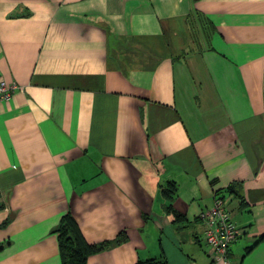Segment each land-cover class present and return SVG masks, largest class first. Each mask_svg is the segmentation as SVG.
Masks as SVG:
<instances>
[{
  "label": "crops",
  "instance_id": "0c3cea01",
  "mask_svg": "<svg viewBox=\"0 0 264 264\" xmlns=\"http://www.w3.org/2000/svg\"><path fill=\"white\" fill-rule=\"evenodd\" d=\"M0 77L19 86L0 264H61L66 213L88 243L127 237L86 264H264V0H0ZM216 192L239 232L224 261L203 241Z\"/></svg>",
  "mask_w": 264,
  "mask_h": 264
},
{
  "label": "trees",
  "instance_id": "16d2710c",
  "mask_svg": "<svg viewBox=\"0 0 264 264\" xmlns=\"http://www.w3.org/2000/svg\"><path fill=\"white\" fill-rule=\"evenodd\" d=\"M175 192L176 185L174 181H167L165 185L161 186V194L169 201H172ZM215 194V196L219 195L218 192ZM165 209L172 212L175 218H180L182 216L173 208L172 204L165 207ZM9 220L10 218L4 223ZM53 231L57 234L61 264H86L88 256L115 246L127 239L125 233L121 232L112 240H105L100 243H88L83 237L77 222L70 213H66L61 217ZM259 239H264V234L261 235ZM142 264H167V261L164 257H161L157 259H147L142 262Z\"/></svg>",
  "mask_w": 264,
  "mask_h": 264
},
{
  "label": "built area",
  "instance_id": "2783aa9c",
  "mask_svg": "<svg viewBox=\"0 0 264 264\" xmlns=\"http://www.w3.org/2000/svg\"><path fill=\"white\" fill-rule=\"evenodd\" d=\"M19 89L15 83H7L0 77V101H7L12 94ZM202 219L207 223L203 233V241L209 248L213 261H224L228 259L234 242L239 232L231 219L230 212L225 201L220 196H215L212 207L201 213Z\"/></svg>",
  "mask_w": 264,
  "mask_h": 264
},
{
  "label": "rangeland",
  "instance_id": "374dc122",
  "mask_svg": "<svg viewBox=\"0 0 264 264\" xmlns=\"http://www.w3.org/2000/svg\"><path fill=\"white\" fill-rule=\"evenodd\" d=\"M192 29H193V40L198 39L201 36V34L203 35V34H206V32H208L207 30L204 31V29H206V28L202 27L200 21H197L196 23H194V26Z\"/></svg>",
  "mask_w": 264,
  "mask_h": 264
}]
</instances>
